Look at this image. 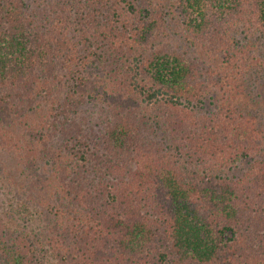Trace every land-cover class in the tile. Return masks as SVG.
Here are the masks:
<instances>
[{
  "label": "trees",
  "instance_id": "16d2710c",
  "mask_svg": "<svg viewBox=\"0 0 264 264\" xmlns=\"http://www.w3.org/2000/svg\"><path fill=\"white\" fill-rule=\"evenodd\" d=\"M1 181L0 264H264V0H0Z\"/></svg>",
  "mask_w": 264,
  "mask_h": 264
},
{
  "label": "rangeland",
  "instance_id": "374dc122",
  "mask_svg": "<svg viewBox=\"0 0 264 264\" xmlns=\"http://www.w3.org/2000/svg\"><path fill=\"white\" fill-rule=\"evenodd\" d=\"M257 91V90H256ZM260 91V90H259ZM257 91V92H259ZM16 189L14 187H9L3 184L1 181L0 184V215L3 217L4 213L12 212L13 218H19L22 214H25L23 208H21V201L15 196ZM24 216V215H23ZM23 223L26 225H30L27 219L23 218ZM15 222L20 220H13ZM35 226V225H33Z\"/></svg>",
  "mask_w": 264,
  "mask_h": 264
}]
</instances>
